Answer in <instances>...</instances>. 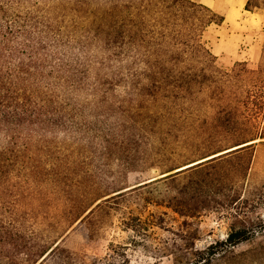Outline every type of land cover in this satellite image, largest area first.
I'll use <instances>...</instances> for the list:
<instances>
[{"label": "rangeland", "instance_id": "rangeland-1", "mask_svg": "<svg viewBox=\"0 0 264 264\" xmlns=\"http://www.w3.org/2000/svg\"><path fill=\"white\" fill-rule=\"evenodd\" d=\"M97 1L87 2L94 8ZM250 5L259 7L253 11L261 16L255 28L246 27L242 17L234 27L212 24L204 34L222 71L236 63L264 64V0ZM56 25L63 27L60 20ZM77 25L70 28L74 46L83 44ZM83 26L91 37L96 34L97 23ZM89 40L82 53L72 54L98 69L105 52L96 39ZM77 94L72 109L79 114L72 123L78 129L46 135L48 145L24 162L26 172L17 176L10 170L0 197V213L6 219L10 213L31 243L52 247L64 239L60 247L71 255V264H97L107 256L117 264L121 255L127 264H202L212 252L217 255L210 264H228L232 260L220 251L228 235L240 230L249 234L248 241L229 251L264 246V143L173 173L246 141L196 129L219 105L217 94L200 93L186 102L170 90L124 82L87 86ZM166 174L175 176L163 179ZM108 192L113 194L102 200L122 194L98 201L81 223H71L87 202Z\"/></svg>", "mask_w": 264, "mask_h": 264}, {"label": "trees", "instance_id": "trees-1", "mask_svg": "<svg viewBox=\"0 0 264 264\" xmlns=\"http://www.w3.org/2000/svg\"><path fill=\"white\" fill-rule=\"evenodd\" d=\"M87 1L0 0V197L5 194L10 170H17V176L26 172L24 162L48 145L46 135L78 129L72 123L73 115L79 114L72 109V102L87 86L124 82L155 91L170 90L175 92L173 97L186 102L200 93L217 94L219 105L212 106L209 119L196 129L219 130L223 140L250 144L175 175L264 143V64L252 68L248 62L236 63L229 71H222L214 65L216 57L203 41L210 25L222 24V16L188 0H99L94 8ZM244 8L249 12L259 9L251 7L250 0ZM58 20L63 27L56 25ZM76 23H80L83 44L74 46L70 28ZM88 23H97L92 37L83 26ZM90 38L105 52L97 62L98 69L89 59L83 61L80 55L72 54L75 49L82 53ZM232 86L239 90L233 91ZM179 112L185 110L181 107ZM111 194L91 199L71 223L80 219L81 223L99 207L98 201L106 203L122 193L102 200ZM9 218L0 213V264H71V255L60 247L64 239L52 247L37 246ZM260 229L264 231L263 226ZM245 232L228 235L227 246L220 251L222 258L229 257L232 262L228 264H264V246L237 254L229 251L248 241ZM215 255H205L209 257L202 259V264H210ZM97 261L116 264L111 256ZM117 264H127L122 255Z\"/></svg>", "mask_w": 264, "mask_h": 264}, {"label": "crops", "instance_id": "crops-1", "mask_svg": "<svg viewBox=\"0 0 264 264\" xmlns=\"http://www.w3.org/2000/svg\"><path fill=\"white\" fill-rule=\"evenodd\" d=\"M196 4H200L206 8L212 9L216 13L223 17V22L221 26L234 27L240 18H244L246 22V27L255 28L260 21V14L257 12H249L245 10V4L247 0H233L231 5L223 3L225 0H188ZM241 13V14H240ZM244 35H242L243 37Z\"/></svg>", "mask_w": 264, "mask_h": 264}, {"label": "water", "instance_id": "water-1", "mask_svg": "<svg viewBox=\"0 0 264 264\" xmlns=\"http://www.w3.org/2000/svg\"><path fill=\"white\" fill-rule=\"evenodd\" d=\"M248 144H250V143H248ZM248 144L238 145V146H236L235 148H231V149H229V150L226 151V152H223V153H220V154H218V155L212 156V157L207 158V159H205V160H203V161H200V162H197V163H194V164L187 165L186 167L181 168V169H178V170H176V171L173 172V173H178V172L183 171V170H185V169H188V168L194 167V166H196V165H198V164H200V163H202V162H204V161L211 160V159H213V158H215V157H218V156H220V155H222V154H225V153H229V152H231V151H234V150H236V149H239V148H241V147H244V146H246V145H248ZM167 175H169V174H166V175H164V176H167Z\"/></svg>", "mask_w": 264, "mask_h": 264}, {"label": "bare ground", "instance_id": "bare-ground-1", "mask_svg": "<svg viewBox=\"0 0 264 264\" xmlns=\"http://www.w3.org/2000/svg\"><path fill=\"white\" fill-rule=\"evenodd\" d=\"M205 2H207V0H204ZM233 0H225V1H223V3H225V4H228V5H231V2H232ZM241 14V13H240Z\"/></svg>", "mask_w": 264, "mask_h": 264}]
</instances>
